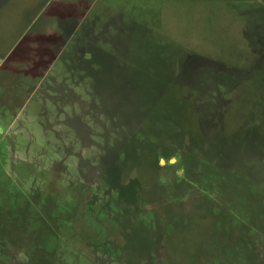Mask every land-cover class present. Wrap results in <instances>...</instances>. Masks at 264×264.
<instances>
[{"label":"rangeland","instance_id":"1","mask_svg":"<svg viewBox=\"0 0 264 264\" xmlns=\"http://www.w3.org/2000/svg\"><path fill=\"white\" fill-rule=\"evenodd\" d=\"M90 2L0 130V264H264V0Z\"/></svg>","mask_w":264,"mask_h":264},{"label":"crops","instance_id":"2","mask_svg":"<svg viewBox=\"0 0 264 264\" xmlns=\"http://www.w3.org/2000/svg\"><path fill=\"white\" fill-rule=\"evenodd\" d=\"M72 1L0 0V130L5 124L13 126L10 103H28L39 91L44 94L45 74L85 26L91 0H78L73 12ZM22 124L26 127L27 121ZM44 256L36 257L38 264L81 262L78 256Z\"/></svg>","mask_w":264,"mask_h":264},{"label":"trees","instance_id":"3","mask_svg":"<svg viewBox=\"0 0 264 264\" xmlns=\"http://www.w3.org/2000/svg\"><path fill=\"white\" fill-rule=\"evenodd\" d=\"M108 168H110V166H108ZM117 172V166H112L110 169H109V174L110 173H113V172Z\"/></svg>","mask_w":264,"mask_h":264}]
</instances>
